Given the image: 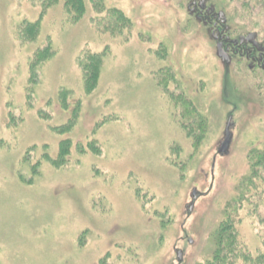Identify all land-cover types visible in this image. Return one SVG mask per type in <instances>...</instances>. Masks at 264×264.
I'll return each instance as SVG.
<instances>
[{"label": "rangeland", "instance_id": "obj_1", "mask_svg": "<svg viewBox=\"0 0 264 264\" xmlns=\"http://www.w3.org/2000/svg\"><path fill=\"white\" fill-rule=\"evenodd\" d=\"M199 3L0 0V264H204L228 215L264 264V72L213 37L264 50V0Z\"/></svg>", "mask_w": 264, "mask_h": 264}, {"label": "trees", "instance_id": "obj_2", "mask_svg": "<svg viewBox=\"0 0 264 264\" xmlns=\"http://www.w3.org/2000/svg\"><path fill=\"white\" fill-rule=\"evenodd\" d=\"M44 9L52 6L57 3V0H44ZM63 8L67 9L66 11H69L73 13V16L75 19H78L82 16L84 9H83V0H63ZM26 31L29 32V34L34 35L36 31V24L29 25L26 24ZM253 37V40L255 42V46H257V49H255V52L251 54V61H254L256 64L261 63V56L262 52L261 50L256 54V51L260 46H258V41L256 40V36L251 34ZM248 36V35H247ZM250 36V35H249ZM256 48V47H255ZM47 51H43L40 54H37L35 56V60L37 62L35 63V60L32 61L30 65V73L31 77H35L36 74V66L39 65V63L44 62V60L47 59ZM257 56V57H256ZM248 58V59H249ZM101 66V56L98 54H88L86 53L80 61V67L82 70V79H83V88L86 93L92 92L97 83L99 69ZM260 71H263V69L260 67ZM67 92L64 91V94H61L63 97ZM179 98L182 101L181 96ZM179 99V100H180ZM184 104L189 105V103L186 102V99L183 100ZM74 113V112H73ZM73 116L76 118V113L73 114ZM71 120L73 123L74 119ZM61 151H60V158H63L67 154V147L68 144L66 141L61 142ZM59 161L53 162V165H57ZM62 163V162H61ZM62 165V164H61ZM231 212V211H230ZM233 213V212H231ZM232 218L230 215L226 216V219L224 222L219 226V228L213 233L212 241L214 245V250L212 251L211 256L204 264H235L237 259H239V254L241 252H238L237 250V239H236V232L233 228ZM264 257V256H262ZM260 258V260L262 259ZM240 258L244 263H246V260L248 259L245 254L241 255Z\"/></svg>", "mask_w": 264, "mask_h": 264}, {"label": "flooded vegetation", "instance_id": "obj_3", "mask_svg": "<svg viewBox=\"0 0 264 264\" xmlns=\"http://www.w3.org/2000/svg\"><path fill=\"white\" fill-rule=\"evenodd\" d=\"M205 7L201 5V0L199 3V11L200 12H204ZM211 17V15H210ZM215 16H212V19ZM215 22L217 20V18H214ZM250 35V36H249ZM248 36H240L238 40H227V39H223V35L221 34V31L216 30L213 34V37L216 38L218 40V47L219 50L222 49L224 53H228V50H230L231 53H235L239 52L240 55H246L247 58H249L251 56L252 53L255 52V49H257V46H255V42L253 40V37H251L252 35L249 34ZM256 47V48H255ZM235 49L234 52H232V50ZM261 54H262V58H261V63H259V67H261L263 69L264 72V50H261ZM260 54V52H259ZM253 56V54H252ZM251 58V57H250ZM221 147V144L220 146Z\"/></svg>", "mask_w": 264, "mask_h": 264}, {"label": "water", "instance_id": "obj_4", "mask_svg": "<svg viewBox=\"0 0 264 264\" xmlns=\"http://www.w3.org/2000/svg\"><path fill=\"white\" fill-rule=\"evenodd\" d=\"M230 140H231V136L228 132V125H227L226 130H225L224 140L221 143V147L219 148V151H218L221 155L226 153L228 144L230 143ZM194 197H195V193H193V198Z\"/></svg>", "mask_w": 264, "mask_h": 264}]
</instances>
